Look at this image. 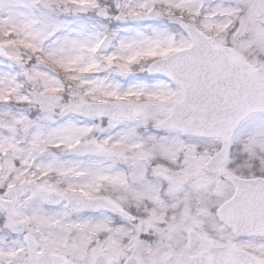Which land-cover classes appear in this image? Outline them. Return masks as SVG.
I'll use <instances>...</instances> for the list:
<instances>
[{
    "label": "snow or ice",
    "instance_id": "obj_1",
    "mask_svg": "<svg viewBox=\"0 0 264 264\" xmlns=\"http://www.w3.org/2000/svg\"><path fill=\"white\" fill-rule=\"evenodd\" d=\"M0 264H264V0H0Z\"/></svg>",
    "mask_w": 264,
    "mask_h": 264
}]
</instances>
